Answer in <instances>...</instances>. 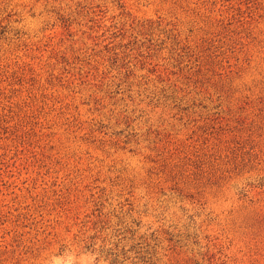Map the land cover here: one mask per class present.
<instances>
[{
    "label": "rangeland",
    "instance_id": "1",
    "mask_svg": "<svg viewBox=\"0 0 264 264\" xmlns=\"http://www.w3.org/2000/svg\"><path fill=\"white\" fill-rule=\"evenodd\" d=\"M0 264H264V0H0Z\"/></svg>",
    "mask_w": 264,
    "mask_h": 264
}]
</instances>
